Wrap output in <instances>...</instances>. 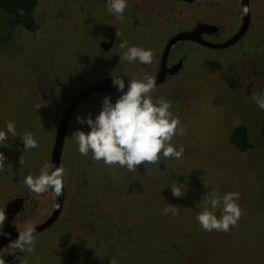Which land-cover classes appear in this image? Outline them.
<instances>
[{"label":"rangeland","instance_id":"374dc122","mask_svg":"<svg viewBox=\"0 0 264 264\" xmlns=\"http://www.w3.org/2000/svg\"><path fill=\"white\" fill-rule=\"evenodd\" d=\"M150 1L166 9L167 0H135L144 30L132 28L130 41L141 43L142 34L154 47L169 41L172 31H162L164 21L140 12ZM102 8L108 7H101L98 0H39L34 11L39 30L13 29L8 17L0 24V130L7 131L6 122L13 121L17 132L16 137L9 134L8 146L0 147L7 157L0 172V204L25 186V175L38 176L50 161L53 130L62 117L61 89L50 84L56 79L55 70L67 83L82 79L87 71L90 75L112 72L108 66L92 69L98 62L92 58L95 43L118 20L104 17ZM191 13L194 19L223 25L221 36L213 41L233 32L239 21L230 0L214 6L200 4ZM179 47L190 48L188 44ZM199 52L215 56L221 64L203 61L204 75L203 64L191 62L188 75L168 86L169 93L157 100L171 103L170 111L180 120L178 128L184 129V135L177 131L171 141L177 150L184 147L182 157L165 159L161 154L158 164H141L136 171L106 166L94 160L91 152L79 153L71 139L73 132L83 131L84 124L77 121L67 134L62 155V163L74 174L68 202L58 221L35 235V251L25 253L28 258L20 264H59L53 239L43 238L74 227L93 247L97 264H264L263 110L252 99L254 93H264V17L234 45L200 47ZM67 85L61 86L65 90ZM239 125L248 128L253 144L246 151L231 142ZM28 131L39 147L24 151L20 138ZM173 182L182 184V197L172 195ZM213 190L221 197L239 193L236 202L243 214L228 232H206L196 219L205 207L203 197ZM167 204L177 206L179 215L162 214ZM91 209V214L84 213ZM216 215H221L219 209ZM76 219L89 222L77 225Z\"/></svg>","mask_w":264,"mask_h":264},{"label":"flooded vegetation","instance_id":"af4514ba","mask_svg":"<svg viewBox=\"0 0 264 264\" xmlns=\"http://www.w3.org/2000/svg\"><path fill=\"white\" fill-rule=\"evenodd\" d=\"M226 1L227 0H211V2H208L207 0H167L165 2L166 9H162V5L159 6L156 5L154 1H150L142 8L143 11L140 12L150 16L154 15L158 19L164 21L166 24L162 31H164V29L166 31L170 30L172 31V34H169L171 36L169 41H162L163 44L149 47L142 34L141 43H131L130 41L132 28L141 32H143V28L138 18L140 7L136 4L135 0H127V7L123 13V18L113 22V26L110 29H107L108 32L101 34L93 48H96V51L92 58H97L98 62L93 64L92 69L108 66L112 69L111 73L105 71L96 75V73L92 72V75H90V71H87L82 79L67 83L65 80H61L62 74L55 70L54 77H56V79H53L54 81L50 82V84H54V89L56 87L61 89V96H59L58 99L61 100L60 110L62 117H60L57 126L53 130L54 141L51 148L50 161H47L49 164L53 165L58 132L63 117L66 111L73 107L69 116L64 141L59 153L60 167L64 168L63 194L55 200L52 198L50 191L47 192L46 196L42 194L37 197V195L31 192L25 185L14 194L7 196L2 204H0V209L4 210L7 217L4 225L0 227V231L10 233V238L0 236V256L4 257L6 264H20L21 259L24 257L28 258L25 256V253L20 252L19 250H17L15 254H9L11 251L9 248L10 240L17 239L18 232L23 230L27 223H32L35 226L36 231L34 235H36L49 229L58 221L66 202H68V186L74 176L70 168L62 163V155L67 134L79 124L77 122L78 116L86 119L91 115V117L95 119V116L102 110L103 101L106 96H110L112 103H115L118 97L123 94L117 91L113 85L112 76H122L126 85H128V81L131 78H142L145 73L154 76L156 79V91L152 93V98L154 102H157L159 97H165L160 94L165 95L169 93L170 85L177 83L181 77L188 75L187 69L189 71L191 62L193 64H203V61H211L214 63L216 62L215 64H221V60L215 56L199 52L200 47L222 49L234 45L249 32L251 27L258 24L264 17V0H230L233 1V6L236 8L239 17L237 27L229 35L224 36L223 39L213 41L211 38L221 36V28L223 25L214 22H203L200 18L194 19L191 12L200 4L201 7L205 6L206 3H212V6H214L220 5ZM98 2H100L101 7L107 5V0H98ZM189 5L194 7H188ZM100 12H102L104 17L113 19L114 15L109 13L108 8H102ZM167 12L170 13L169 19L171 20L167 18ZM246 13L249 16L248 28L235 40V42L225 46V44L236 36L243 27ZM41 18L42 14L40 15V19ZM40 25L41 24L38 23L36 28L29 31L34 33V31L40 29ZM117 30L123 35L117 37L115 35ZM124 40L128 42V45L143 47L145 50L150 49L153 52V63L151 65H145L141 64L139 61H134L130 64L126 63L124 60H120V62L117 61L120 59V55H122L123 52L119 45ZM182 44H188L190 48H188V50H183L179 47ZM203 66L206 71H202V73L207 75V69L204 64ZM59 77L61 79H59ZM61 85L64 87L67 85V88L64 90ZM95 87L98 89L94 90L93 93H87L88 90ZM54 98L57 99L55 96ZM73 124H75V126H73ZM82 128L86 133L90 131V128L86 123ZM74 164V160L72 163L70 161L71 167ZM81 173L84 174V167H82ZM26 176L27 175H25L24 178ZM56 210L58 211L56 218L50 221ZM84 213L91 214L92 209L89 213ZM88 222L89 221L87 220L83 222L79 219L74 221L77 225H87ZM131 229V227L127 228L126 232ZM76 230V227H74L73 230L58 232L54 235L44 237L43 240L48 239L49 237L53 239V245L55 248L59 249V254L54 255L58 258L59 264H97L99 258H92L94 252V249H92L93 247H89L86 242L87 240L84 239L82 235L80 236V234L76 233ZM42 243L45 244V241H42ZM29 259H34V256L30 255Z\"/></svg>","mask_w":264,"mask_h":264},{"label":"clouds","instance_id":"9594fccd","mask_svg":"<svg viewBox=\"0 0 264 264\" xmlns=\"http://www.w3.org/2000/svg\"><path fill=\"white\" fill-rule=\"evenodd\" d=\"M107 5L109 13L116 19L123 18L127 0H107ZM115 35L119 37L123 34L117 30ZM119 46L123 50L120 60L129 63L139 61L145 65L153 63V52L150 49L129 46L126 40ZM112 83L117 91L123 93L115 103H112L110 96H106L102 110L95 119L91 115L86 119L77 117L80 124L86 123L90 128L87 133L78 129L72 134L71 139L78 145L79 153L87 156L91 152L92 158L97 162L103 161L106 166L126 167L128 171H136L137 166L141 164H158L161 154L165 159H180L184 153V147L180 146L177 150L171 141L177 131L180 135H184L185 132L183 128H178L180 120L170 111L172 106L170 102L164 99L158 102L153 101L152 93L156 91L155 77L145 73L142 78H131L128 81L127 91H125V81L122 76H112ZM252 99L261 110H264V93H254ZM6 129L7 131L0 130V147L8 146L9 134L12 137L17 135L13 121L6 122ZM20 139L24 144V151L39 147V142L31 131L25 132ZM6 159L4 153L0 152V172L4 171ZM23 162L21 156L20 164ZM63 177V167L45 163L38 176L29 174L23 182L37 196L50 191L55 200L63 194ZM181 185L177 182L171 185L172 195L176 198L182 197L185 193ZM203 200L205 207L196 219L206 232H228L238 223L243 214L236 202L239 200L238 192H228L221 197L213 190L208 192ZM217 209L221 212L219 218L216 215ZM168 213L178 216V207L167 204L162 214ZM6 218L4 210L0 209V227L4 225ZM35 231V226L27 223L23 230L18 232V238L10 240L9 254H15L17 250L23 253L34 252ZM0 236L10 238V233L0 231ZM0 264H6L3 256H0ZM110 264H115V261H111Z\"/></svg>","mask_w":264,"mask_h":264},{"label":"trees","instance_id":"16d2710c","mask_svg":"<svg viewBox=\"0 0 264 264\" xmlns=\"http://www.w3.org/2000/svg\"><path fill=\"white\" fill-rule=\"evenodd\" d=\"M38 3L39 0H0V17L4 15L0 19V24H3L2 22L10 18L11 20L8 24L13 29L18 26L27 30L36 28L37 23L34 17V11ZM261 132L264 140V110ZM231 142L238 146L241 151H246L253 146L248 135V128L244 125H239L234 129L231 135Z\"/></svg>","mask_w":264,"mask_h":264},{"label":"water","instance_id":"95a60500","mask_svg":"<svg viewBox=\"0 0 264 264\" xmlns=\"http://www.w3.org/2000/svg\"><path fill=\"white\" fill-rule=\"evenodd\" d=\"M244 20H245V23H244L243 27L241 28V30L237 33L236 36H234L231 40H229L225 44V46L226 45H229V44H231L233 42H235V40L239 36H241L244 33V31L248 28L249 16L247 15V13L245 14ZM96 89H98V88L95 87L93 89H90V90L87 91V93H90V92L93 93L94 90H96ZM125 90H127V85L126 84H125ZM72 109H73V107H71L70 109H68L66 111V113H65V115L63 117L62 123H61V127L59 128L58 137H57V143H56V148H55V154H54V157H53V165H55V167H60L59 153H60V150H61V146L63 144V141H64V137H65V133H66V130H67L68 121H69V116H70V113H71ZM57 213H58V211L56 210L55 213H54V215H52L50 221L53 220L54 218H56ZM46 224H48V223H46Z\"/></svg>","mask_w":264,"mask_h":264}]
</instances>
